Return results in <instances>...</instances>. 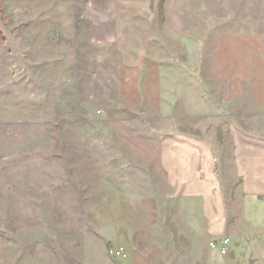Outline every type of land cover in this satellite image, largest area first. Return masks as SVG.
<instances>
[{
	"label": "crops",
	"instance_id": "obj_1",
	"mask_svg": "<svg viewBox=\"0 0 264 264\" xmlns=\"http://www.w3.org/2000/svg\"><path fill=\"white\" fill-rule=\"evenodd\" d=\"M50 2L42 0L38 4L42 7L36 9L20 6V15L25 19L34 17L36 33L41 35H36L33 42L14 46L21 65L71 66V0L52 1L57 8L43 7ZM80 2L75 0L74 4L84 7L80 12L87 17L90 8ZM106 13L99 10L100 23L108 20ZM157 13L154 9L131 10L133 31L166 32L174 42L156 35L148 46L142 35L129 47L134 49L130 55L122 53L121 40L113 43L119 49L115 55L104 53L99 58L134 64L138 73H132L131 84L122 80L117 87V98H121L118 116L106 123L116 135L101 139L98 167L71 170V185L58 180L56 187L36 186L21 194L23 203L30 200L37 209L51 210L52 222L58 210H70L71 264H171L168 250L176 236L189 250L193 242L207 249L212 239L229 236L230 259L224 262L220 255L225 254L210 246V264H252L253 257H260L259 264H264V137L246 134L235 121L237 114H244L245 122L264 115V40L230 41L226 55L218 51L213 58L188 62L190 40L183 27L182 10L179 31L168 27L162 30L160 23L157 25ZM122 16L117 11L118 33L125 26ZM223 45L222 49L226 43ZM147 48L180 51L179 55L163 56L161 52L143 51ZM79 58L75 57L74 62L81 63ZM219 80L228 82L227 92L222 95ZM133 113H138L139 119L130 115ZM156 113L179 120L178 129L151 126L149 120ZM222 114L227 142L219 150V142L193 134L187 119L220 118ZM228 160L233 164L232 174L226 166ZM230 177L237 179L244 195L242 212L235 223L227 214L229 206L224 198V189L233 182L226 181ZM5 182L0 167V241L8 223L6 209L12 192L10 183ZM54 190L59 192L57 196L48 197ZM177 204L179 219L171 220L168 211ZM110 246L125 247L129 254L114 257ZM241 252L242 262L238 259ZM194 261L190 264H204L202 255L195 254Z\"/></svg>",
	"mask_w": 264,
	"mask_h": 264
},
{
	"label": "rangeland",
	"instance_id": "obj_2",
	"mask_svg": "<svg viewBox=\"0 0 264 264\" xmlns=\"http://www.w3.org/2000/svg\"><path fill=\"white\" fill-rule=\"evenodd\" d=\"M41 1L0 0V167L6 175L5 184L10 183L12 187L6 209L8 223L0 241V264L41 261L71 264L70 210H58L59 215L52 222L51 210L37 209L30 200L24 202L29 206L25 208L21 194L40 185L56 187L58 180L71 185V170L98 167L101 139L116 135L106 123L118 116L116 110L121 105V98H117V87L122 80L124 84H131L132 73H138L134 64L100 61L102 54L115 55L119 51L113 43L122 40V53L130 55L134 49L129 47L142 35L148 46L156 35L163 36L164 41L174 42L166 32L157 34L154 29L150 32L145 29L146 33L141 34L133 31L131 10L154 9L159 14L157 25L160 23L164 31H167L164 27L179 31L182 10L183 27L190 40L186 53L188 62H194L196 58H213L218 51L221 56L226 55L230 51L227 47L230 41L264 40V0H81L80 3L85 2L86 8H90L87 17L80 12L84 7L71 0V66L21 65L20 58L14 54V46L33 42L36 35H41L36 33L34 17L25 19L20 15V6L36 9L42 7V3L38 5ZM51 2L43 7L57 8ZM100 9L106 10L108 15V20L103 19V23L97 16ZM117 11L123 15L120 19L125 24L119 33ZM248 29L252 32H245ZM224 43L226 47L222 49ZM143 51L161 52L164 56L179 55L180 50L163 52L147 48ZM75 57H80L81 63H75ZM227 85V81L219 80L221 95L227 92ZM125 102L128 105L127 100ZM128 106L130 109L131 104ZM130 115L139 119L138 113ZM153 117L149 120L153 127L179 126L177 119L164 118L158 113ZM223 117L188 118L187 122L193 134L219 142L220 150L227 142ZM251 118L245 122L244 114H237L236 125L246 134L264 137V115ZM245 124L252 126L244 129ZM226 166L232 174L234 169L230 160ZM45 174L48 177L43 176ZM229 180L233 182L224 189V198L229 206L227 214L235 223L242 212L240 205L244 195L237 179L230 177L226 181ZM55 190L53 194L49 192L48 197L57 196L59 192ZM168 212L171 220L179 219L178 204ZM232 227L238 229L241 226ZM176 237L177 240L170 242L172 249L168 250L171 264L193 263L195 254L203 256L204 264H210L213 249L209 242L207 249L200 242H193L189 250L184 247L187 244ZM240 254L238 259L242 262L243 253ZM231 255L232 248L227 254L220 255V259L227 262ZM259 262L260 257H253L252 264Z\"/></svg>",
	"mask_w": 264,
	"mask_h": 264
},
{
	"label": "built area",
	"instance_id": "obj_3",
	"mask_svg": "<svg viewBox=\"0 0 264 264\" xmlns=\"http://www.w3.org/2000/svg\"><path fill=\"white\" fill-rule=\"evenodd\" d=\"M231 238L229 236H222L220 238L212 239L210 246L213 249H217L222 254H227L230 250ZM111 255L117 258H125L129 252L125 247L110 246L109 248Z\"/></svg>",
	"mask_w": 264,
	"mask_h": 264
}]
</instances>
